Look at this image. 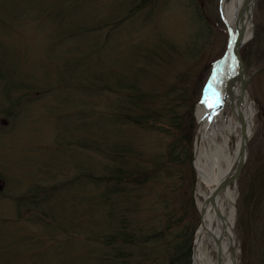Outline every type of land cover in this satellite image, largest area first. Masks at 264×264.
<instances>
[{
	"label": "rangeland",
	"instance_id": "1",
	"mask_svg": "<svg viewBox=\"0 0 264 264\" xmlns=\"http://www.w3.org/2000/svg\"><path fill=\"white\" fill-rule=\"evenodd\" d=\"M220 2L0 0V264H167L150 238L167 224L170 240L184 230L192 244L201 97L191 105L227 49ZM252 23L240 48L255 113L232 185L237 264H264V0ZM128 82L157 109L165 95L178 103L193 133L186 154L167 150L176 139L160 116L151 129L122 123L128 103L116 93ZM122 146L123 165L156 170L145 184L125 183L126 200L105 182ZM122 218L132 242L107 244Z\"/></svg>",
	"mask_w": 264,
	"mask_h": 264
},
{
	"label": "bare ground",
	"instance_id": "2",
	"mask_svg": "<svg viewBox=\"0 0 264 264\" xmlns=\"http://www.w3.org/2000/svg\"><path fill=\"white\" fill-rule=\"evenodd\" d=\"M244 1H221V15L229 30L232 49L212 65L210 77L195 109L198 127L193 166L199 222L193 237L191 264H237L236 235L233 230L234 189L231 184L217 193L215 189L236 170L242 124L249 140L254 123V102L249 90L246 89L239 101L237 59L233 47L241 15L248 10H251V20L245 26V43L252 33L254 6L246 5ZM206 99L207 103L204 102ZM213 103L215 106L209 107ZM216 210L220 211L219 217Z\"/></svg>",
	"mask_w": 264,
	"mask_h": 264
},
{
	"label": "trees",
	"instance_id": "3",
	"mask_svg": "<svg viewBox=\"0 0 264 264\" xmlns=\"http://www.w3.org/2000/svg\"><path fill=\"white\" fill-rule=\"evenodd\" d=\"M131 88L134 91L133 93H131L130 91ZM199 92L198 95H196L197 93L195 94V100L192 101L191 109L193 107L194 102H196L199 98ZM116 94L118 95V100L123 102L125 101L126 103H128V108L127 112L124 113L123 111V118L122 112H116L114 109L109 110L111 112H109L108 114L110 117L113 118L114 121H117V119L120 117L122 118V123H136L140 127L151 129V126H155V122L160 116L162 120V122H160L162 127L158 128L162 129L165 133L169 134L173 139H176L177 145L173 147V143L172 141H170L167 145V150L172 152L176 151V149L179 148V153L178 151L177 153L179 155H182L186 154V152L190 149L187 146L191 143L193 133L190 128H186V123L183 118V114L178 109V107H180L178 103L173 104L171 102L173 97H168L165 95L166 101L161 103L160 109H157L151 106V98H153V95L149 94L143 97L141 95H138V90L134 87L132 83H128L127 88L123 89L122 94L118 92ZM136 107L139 108L135 109L136 111H138V113H135L134 108ZM178 139L180 140V143L177 142ZM181 140L183 141V143ZM126 151L127 149L122 146L119 149V152H114V155L119 158L116 160L119 162L120 165H117V168L113 171L114 174L111 175L110 179L108 178L109 180L105 181L106 183L114 181L115 189L113 193H119V196H121L125 200L129 197L130 192L133 191L132 187L128 189L123 187L125 183H127V186L134 184H145L150 176L154 177L156 174V170L151 171V167L142 168L139 164H136V167H129L125 164L123 165V162H126ZM122 158L124 161H121ZM108 207H111V205L109 204ZM164 216L165 219H167L166 213L164 214ZM126 227L127 225L125 224V221L122 218L118 227L119 229H121L120 232H111V234L108 235L110 237L107 238L106 243L111 244L117 239H123V243H131V232H123ZM170 228V225L167 224L165 225L164 229L158 230L157 232H153V235H150L151 241H153L156 248L162 246L166 250L165 257L167 259V264H189L191 235L188 238L184 239L183 236L185 234V231L181 230L180 235H176L172 240H170ZM118 234L121 235L120 238ZM111 247L113 251V256H111V259L113 258V260H117V258L122 255V253L120 252L121 250L120 248L115 247L113 245H111Z\"/></svg>",
	"mask_w": 264,
	"mask_h": 264
},
{
	"label": "water",
	"instance_id": "4",
	"mask_svg": "<svg viewBox=\"0 0 264 264\" xmlns=\"http://www.w3.org/2000/svg\"><path fill=\"white\" fill-rule=\"evenodd\" d=\"M256 0H245V4L246 5H252L254 6ZM251 11L248 10L246 16L244 15V13L241 15V22H240V26L237 29V34H236V43L233 46L234 47V51H235V56L237 58V62H238V66H237V76H238V80H239V101L241 100L242 95L244 94V92L246 91V86L247 83L249 81V79L246 77L245 75V70L243 67V62L241 60L240 54H239V47L242 45V43L244 42V36H245V26L246 23L248 21H250L251 19ZM245 16V17H244ZM232 49V45L231 42L229 43L228 46V50ZM247 131L246 128L244 126V123L241 126V137H240V153H239V159H238V163H237V167L235 172L229 176V177H225L216 187L215 192H220L221 190H223L224 188H226L231 182H234L235 179L237 178V176L239 175L245 161L247 158ZM216 213L218 215V217L220 216V211L216 210Z\"/></svg>",
	"mask_w": 264,
	"mask_h": 264
},
{
	"label": "snow or ice",
	"instance_id": "5",
	"mask_svg": "<svg viewBox=\"0 0 264 264\" xmlns=\"http://www.w3.org/2000/svg\"><path fill=\"white\" fill-rule=\"evenodd\" d=\"M215 82V77H213V83ZM211 87H212V84L210 83L209 84V88L211 89ZM206 96H207V94H206ZM205 103H207V99L204 101ZM216 102H218V98H217V101ZM215 106V104L213 103V104H209V107H214Z\"/></svg>",
	"mask_w": 264,
	"mask_h": 264
}]
</instances>
